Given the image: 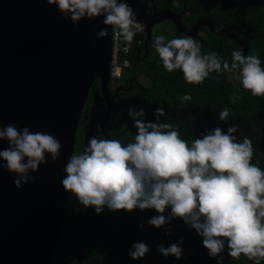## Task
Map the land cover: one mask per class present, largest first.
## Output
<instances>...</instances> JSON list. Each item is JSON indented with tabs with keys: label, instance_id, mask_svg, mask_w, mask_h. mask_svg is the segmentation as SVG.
Instances as JSON below:
<instances>
[{
	"label": "clouds",
	"instance_id": "9594fccd",
	"mask_svg": "<svg viewBox=\"0 0 264 264\" xmlns=\"http://www.w3.org/2000/svg\"><path fill=\"white\" fill-rule=\"evenodd\" d=\"M56 5L61 17L76 25L81 19L103 16V24L118 29L119 35L131 42L136 32L145 30L136 20L126 0H47ZM139 4V2H138ZM139 23H137V22ZM109 29L95 32L97 39L108 36ZM153 47L168 72L181 70L189 84H201L212 72L238 73V79L252 96H264V68L257 55H243L233 50L231 65L216 52L201 53V45L192 37H174L166 41L154 36ZM185 94L181 101L191 100ZM234 102V101H233ZM165 110H154L156 122L145 121V110L129 109L137 134L133 142L123 145L118 139L92 136L83 152H74L65 165L67 175L62 186L73 193L85 208L94 207L97 214L109 210L132 211L154 208L160 215L148 223L157 228L173 218H182L203 238L210 257L222 264L227 243L228 255L241 254L260 264L264 260V170L253 164V145L248 137L238 142L233 135L238 125L207 130L189 144L173 125L160 122ZM227 107L219 119L227 121ZM8 147L0 150V164L15 174L17 189L34 183L41 164L59 158L61 142L47 132L18 129L15 124L0 127V141ZM25 158H27L25 160ZM170 215H164L166 208ZM170 232V229L168 230ZM183 239L165 247L158 246L164 256H182ZM149 246L136 242L129 250L133 259L144 257Z\"/></svg>",
	"mask_w": 264,
	"mask_h": 264
},
{
	"label": "water",
	"instance_id": "95a60500",
	"mask_svg": "<svg viewBox=\"0 0 264 264\" xmlns=\"http://www.w3.org/2000/svg\"><path fill=\"white\" fill-rule=\"evenodd\" d=\"M126 2L136 20L145 25L146 47L155 25L165 20H171L177 32L191 37H200L201 28L207 26L215 34L240 41L236 33L216 27L209 19L201 18L188 28L182 21L183 12L165 8L148 13L139 7L138 0ZM103 19L85 18L74 25L47 0H0V127L15 124L18 129L47 132L62 145L59 158L52 161L46 154L48 163L31 173L35 182L19 189L13 182L15 174L0 168V264H55L54 252L70 193L61 181L67 175L65 165L73 154L92 84L98 77V93L107 106L101 122L104 133L122 89L114 94L110 91L113 27L104 25ZM105 27L108 36L97 39L95 32ZM240 43L245 53L247 44ZM7 147V140L0 141V150Z\"/></svg>",
	"mask_w": 264,
	"mask_h": 264
},
{
	"label": "trees",
	"instance_id": "16d2710c",
	"mask_svg": "<svg viewBox=\"0 0 264 264\" xmlns=\"http://www.w3.org/2000/svg\"><path fill=\"white\" fill-rule=\"evenodd\" d=\"M139 7L148 13H154L170 8L176 13L183 12L182 21L188 28L193 27L199 19H209L218 28L225 27L230 33H236L244 46L234 37L215 34L209 27L200 30V37H192L201 45V53L216 52L223 60L231 65L233 50L241 51L243 55H257L264 68V0H138ZM171 25L169 28L162 24L155 28L148 47L145 45L147 34L145 30L136 32L133 47L128 54L131 62L125 67L122 77L118 79L123 86L120 95L114 101L111 116L106 123L110 135H118L123 145L134 141L137 129L134 120L129 116V109L145 110V121L156 122L154 110L162 107L165 115L160 122L173 125L179 131L182 139L191 143L193 139L201 138L207 130L220 127L224 132L233 125L238 129L233 135L238 142L248 137L253 145L252 163L264 170V96H252L245 90L238 79V73L212 72L201 84H189L185 81L181 70L168 72L162 60L153 47L154 36L163 35L167 40L174 37H188L177 32L171 20L163 21ZM165 27H164V26ZM191 37V36H190ZM149 81L143 84L141 79ZM110 82L111 92L114 93L115 82ZM100 80L97 77L92 84L89 100L83 110L76 131V141L81 139L84 132L85 116H88L93 93L100 92ZM113 88V89H112ZM116 88V87H115ZM185 94H191V100L181 101ZM93 96V98H92ZM234 101V102H233ZM225 107L229 109L228 120L221 121L219 112ZM79 145L75 143L74 149ZM110 217L118 218L121 228L113 226L108 230L103 243L96 242L86 247L88 255L99 259L105 257L107 264H217L219 257H210L209 250L203 246V238L194 228L189 227L182 218L176 217L165 225L157 228L150 225L148 220L160 215L154 208L147 213L136 208L132 211L109 210ZM171 208H166L164 215H170ZM110 217L108 219H110ZM170 229V232L168 231ZM183 239L182 256L177 259L173 255L164 256L157 249L160 244L165 247ZM136 242H144L149 251L142 258L133 259L129 250ZM222 264H256L241 254L239 259L228 255L227 243ZM55 264H70L65 262L64 254L54 252ZM75 264L77 260L75 259ZM264 264V260L260 261Z\"/></svg>",
	"mask_w": 264,
	"mask_h": 264
},
{
	"label": "flooded vegetation",
	"instance_id": "af4514ba",
	"mask_svg": "<svg viewBox=\"0 0 264 264\" xmlns=\"http://www.w3.org/2000/svg\"><path fill=\"white\" fill-rule=\"evenodd\" d=\"M115 87H113L114 93L118 90L119 87H122L120 91L124 89L123 86L119 84H115ZM91 102L92 103L89 109V114L84 118V121H86L87 123H85L84 126L83 136L80 140H78V142L76 141V145L78 143L79 146L74 149L73 153L83 152L85 146L88 143L86 138L88 136L87 126L91 123L90 117L93 99L91 100ZM106 107V103L104 102V108L101 111L99 123L97 124L98 132L96 134V137L100 139H108L109 136L118 139L119 134L110 135L108 134L107 130L106 133H104L102 130L101 122L106 111ZM108 211L109 209L107 208V206H105L104 211L97 214L94 210V207L85 208L79 203L77 197L73 193H69L68 202L66 203L65 207V216L58 239V246L56 248V250L64 254L65 262L75 264L76 259L77 264H79L80 262L81 264H101L103 262L108 263V260L105 257L101 259L96 256L90 257L86 251V247L94 242H96L97 245L100 246L103 243L108 230L112 229L111 227L116 226L121 228L118 218L110 217L111 215L107 213ZM148 211L149 209H144L145 213H147ZM109 217L110 219H108Z\"/></svg>",
	"mask_w": 264,
	"mask_h": 264
},
{
	"label": "built area",
	"instance_id": "2783aa9c",
	"mask_svg": "<svg viewBox=\"0 0 264 264\" xmlns=\"http://www.w3.org/2000/svg\"><path fill=\"white\" fill-rule=\"evenodd\" d=\"M137 22V21H136ZM139 23V22H137ZM143 28L142 24L139 23ZM140 32V31H138ZM113 61L111 63V76L113 80H118L122 77L125 67H129L131 62L128 54L130 53L133 43H129L119 35V30H113Z\"/></svg>",
	"mask_w": 264,
	"mask_h": 264
},
{
	"label": "rangeland",
	"instance_id": "374dc122",
	"mask_svg": "<svg viewBox=\"0 0 264 264\" xmlns=\"http://www.w3.org/2000/svg\"><path fill=\"white\" fill-rule=\"evenodd\" d=\"M162 24L165 25L164 22H161V23H158L155 25L154 27V30L155 28L161 26ZM163 25V26H164ZM165 26L169 27V28H172L171 25L169 24H166ZM164 26V27H165ZM112 77V76H111ZM111 81H113V79L111 78ZM141 81L143 82V84H145L146 86L149 85V81L146 80V79H141ZM115 84H119V82L116 80L114 81ZM99 91L95 92L93 94L94 95V99H93V105L91 107V117H90V121H91V126H90V129H89V132H88V136L86 137L87 138V142L88 140L92 137V136H96L97 132H98V129H97V124L99 123V119H100V114H101V111L102 109L104 108V101L102 99V96L100 95V93H98Z\"/></svg>",
	"mask_w": 264,
	"mask_h": 264
}]
</instances>
